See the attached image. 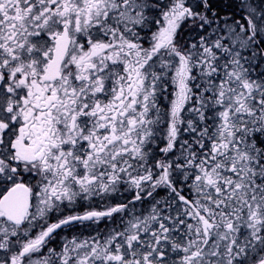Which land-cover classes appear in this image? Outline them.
<instances>
[{"label": "snow or ice", "instance_id": "1", "mask_svg": "<svg viewBox=\"0 0 264 264\" xmlns=\"http://www.w3.org/2000/svg\"><path fill=\"white\" fill-rule=\"evenodd\" d=\"M0 264H264V0H0Z\"/></svg>", "mask_w": 264, "mask_h": 264}]
</instances>
